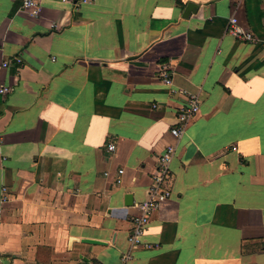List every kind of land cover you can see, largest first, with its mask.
<instances>
[{
  "label": "crops",
  "instance_id": "crops-1",
  "mask_svg": "<svg viewBox=\"0 0 264 264\" xmlns=\"http://www.w3.org/2000/svg\"><path fill=\"white\" fill-rule=\"evenodd\" d=\"M40 8L0 0V264H123L187 93L200 111L173 195L130 264H264V0ZM232 18L263 44L233 38Z\"/></svg>",
  "mask_w": 264,
  "mask_h": 264
},
{
  "label": "built area",
  "instance_id": "built-area-1",
  "mask_svg": "<svg viewBox=\"0 0 264 264\" xmlns=\"http://www.w3.org/2000/svg\"><path fill=\"white\" fill-rule=\"evenodd\" d=\"M74 0H63L66 3H72ZM24 10L32 12L34 15H39L40 0H21ZM228 33L238 41L249 42L254 45L263 44L257 39L251 32L244 30L236 18H232L229 23ZM17 63L21 64V59H16ZM170 68L165 65L161 68L159 77L164 85L171 89V96L176 97L178 95L185 94L183 91H179L174 85ZM12 92L11 87L4 85L0 86V96H7ZM200 111V99L197 95L187 93V103L181 109L177 116L176 125L171 129V136L175 142L168 145L165 151L158 158V168L154 175V183L149 190L148 199L139 204L137 209L139 214L133 219V230L129 236L130 250L122 258L123 264H130L133 259V252L142 245V238L145 234L147 227L150 224L151 218L155 212H157L161 206L168 202L172 198V191L168 188L169 181L171 180V166L177 152L178 142L185 135L189 125L195 119ZM109 152L116 151V145L110 144L108 146ZM124 171H120L117 179V183H122L121 176Z\"/></svg>",
  "mask_w": 264,
  "mask_h": 264
},
{
  "label": "water",
  "instance_id": "water-1",
  "mask_svg": "<svg viewBox=\"0 0 264 264\" xmlns=\"http://www.w3.org/2000/svg\"><path fill=\"white\" fill-rule=\"evenodd\" d=\"M198 11V7L193 4V3H190L186 10H185V13H184V18H189L192 14H195L196 12ZM127 199H129L130 201V205L133 204V201H132V197L129 196ZM84 243L86 244H92V245H98V246H104L105 244L102 243V242H99V241H94V240H85L83 241ZM83 261H84V264H92L91 261L87 258H83Z\"/></svg>",
  "mask_w": 264,
  "mask_h": 264
}]
</instances>
